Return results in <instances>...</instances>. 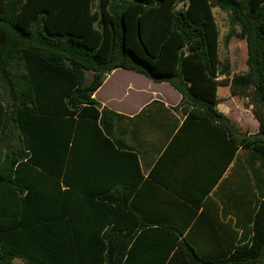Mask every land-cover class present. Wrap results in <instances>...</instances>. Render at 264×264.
Listing matches in <instances>:
<instances>
[{
	"label": "trees",
	"instance_id": "trees-1",
	"mask_svg": "<svg viewBox=\"0 0 264 264\" xmlns=\"http://www.w3.org/2000/svg\"><path fill=\"white\" fill-rule=\"evenodd\" d=\"M179 2L0 0V264H264V196L244 240L226 245L76 181L93 169L82 141L114 140L120 116L93 95L117 69L169 84L179 105L218 123L228 162L240 149L264 166V0ZM213 8L228 16L224 43L246 44L241 74L219 60ZM220 87L250 100L255 134L217 111Z\"/></svg>",
	"mask_w": 264,
	"mask_h": 264
},
{
	"label": "crops",
	"instance_id": "crops-1",
	"mask_svg": "<svg viewBox=\"0 0 264 264\" xmlns=\"http://www.w3.org/2000/svg\"><path fill=\"white\" fill-rule=\"evenodd\" d=\"M93 97L120 116L113 135L122 144L82 141L83 147L93 145V169L78 171L80 188L95 196L124 195L128 210L147 219L155 212L159 222L186 226L193 230L192 241L231 245L241 236L244 240L247 219L264 196L259 159L239 149L228 162L222 127L179 105L180 94L167 83L117 69ZM216 109L241 128L232 110L220 104ZM251 110L239 113L248 114L249 134H255L258 122ZM247 162H253L254 171Z\"/></svg>",
	"mask_w": 264,
	"mask_h": 264
},
{
	"label": "rangeland",
	"instance_id": "rangeland-1",
	"mask_svg": "<svg viewBox=\"0 0 264 264\" xmlns=\"http://www.w3.org/2000/svg\"><path fill=\"white\" fill-rule=\"evenodd\" d=\"M185 0H181L178 3L177 8L184 5ZM213 15L218 26V56L221 64H227L229 67L230 76L238 75L247 70L246 67V44L244 40L238 36L232 37L228 43H224V38L229 31V20L225 12L218 8H213ZM239 32V30H237ZM91 72L86 73L87 81L90 80ZM228 87L225 89L218 88L217 95L220 97V108L225 110H232V115H235L239 119L238 124L242 131L249 132V119L248 114H240L239 112H245L244 110H251L250 100L245 96H232L227 92ZM227 92V93H226ZM14 264H21V259L16 258Z\"/></svg>",
	"mask_w": 264,
	"mask_h": 264
}]
</instances>
